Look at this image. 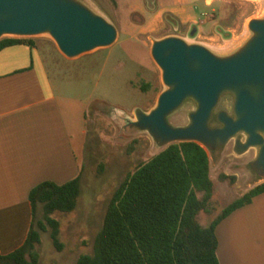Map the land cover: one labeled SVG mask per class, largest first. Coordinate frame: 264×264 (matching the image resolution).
I'll list each match as a JSON object with an SVG mask.
<instances>
[{
	"label": "rangeland",
	"instance_id": "1",
	"mask_svg": "<svg viewBox=\"0 0 264 264\" xmlns=\"http://www.w3.org/2000/svg\"><path fill=\"white\" fill-rule=\"evenodd\" d=\"M78 1L112 24L118 36L111 46L75 58H67L49 34L31 37L43 50L49 74L62 87L63 119L81 170L76 208L52 215L59 222L63 249L55 248L49 228L40 232L36 246L40 264H76L80 256L92 255L115 189L128 173L166 147L133 125L136 110L149 113L166 90L162 71L151 56L153 42L177 37L228 56L252 37L249 22L264 18V0H118L117 6L110 0ZM232 106V97L224 96L216 112L231 114ZM194 110L195 104L187 101L167 121L184 127ZM241 139L244 142L246 136ZM235 141L216 150L206 148L215 190L211 212L200 216L203 226L264 182L250 168L257 149L239 155ZM221 174L234 176V184L222 181ZM39 220L41 215L36 223Z\"/></svg>",
	"mask_w": 264,
	"mask_h": 264
},
{
	"label": "water",
	"instance_id": "2",
	"mask_svg": "<svg viewBox=\"0 0 264 264\" xmlns=\"http://www.w3.org/2000/svg\"><path fill=\"white\" fill-rule=\"evenodd\" d=\"M249 29L252 37L223 57L177 37L153 42L151 56L166 90L149 113L136 110L133 125L161 146L195 142L216 150L236 138L237 154L257 149L250 168L264 179V18L251 20ZM43 34H49L67 58L107 48L118 36L112 24L78 0H0V39ZM224 96L232 97L231 114L216 112ZM187 101L195 104L188 125L171 126L168 117ZM241 135L246 136L244 142Z\"/></svg>",
	"mask_w": 264,
	"mask_h": 264
},
{
	"label": "trees",
	"instance_id": "3",
	"mask_svg": "<svg viewBox=\"0 0 264 264\" xmlns=\"http://www.w3.org/2000/svg\"><path fill=\"white\" fill-rule=\"evenodd\" d=\"M110 1L117 6L118 0ZM17 44L34 46L35 40L2 38L0 51ZM80 178L81 171L62 185L46 181L30 191L32 222L27 237L18 249L0 255V264H38L36 246L40 232L49 229L55 248L63 249L58 238L59 222L52 215L76 208ZM220 179L234 184L236 178L221 174ZM214 190L206 148L195 142L167 145L128 173L115 189L95 237L93 254L80 256L76 264H220L217 225L264 193V182L231 202L208 226H203L200 216L211 212ZM38 215L41 220L36 223Z\"/></svg>",
	"mask_w": 264,
	"mask_h": 264
},
{
	"label": "crops",
	"instance_id": "4",
	"mask_svg": "<svg viewBox=\"0 0 264 264\" xmlns=\"http://www.w3.org/2000/svg\"><path fill=\"white\" fill-rule=\"evenodd\" d=\"M64 98L36 40L0 51V255L27 237L30 191L46 181L62 185L81 171L63 119ZM215 232L220 264H264V193Z\"/></svg>",
	"mask_w": 264,
	"mask_h": 264
},
{
	"label": "bare ground",
	"instance_id": "5",
	"mask_svg": "<svg viewBox=\"0 0 264 264\" xmlns=\"http://www.w3.org/2000/svg\"><path fill=\"white\" fill-rule=\"evenodd\" d=\"M208 1H211V0H208Z\"/></svg>",
	"mask_w": 264,
	"mask_h": 264
}]
</instances>
